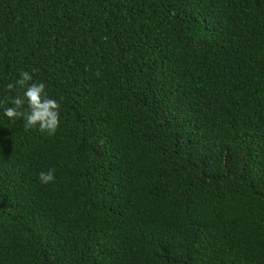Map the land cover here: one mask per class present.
Wrapping results in <instances>:
<instances>
[{"label": "trees", "instance_id": "obj_1", "mask_svg": "<svg viewBox=\"0 0 264 264\" xmlns=\"http://www.w3.org/2000/svg\"><path fill=\"white\" fill-rule=\"evenodd\" d=\"M0 264H264V0H0Z\"/></svg>", "mask_w": 264, "mask_h": 264}]
</instances>
